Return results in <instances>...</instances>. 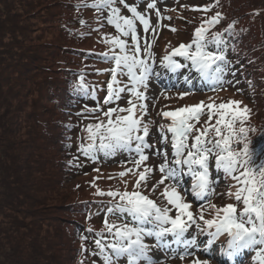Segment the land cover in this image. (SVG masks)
<instances>
[{
	"label": "trees",
	"instance_id": "1",
	"mask_svg": "<svg viewBox=\"0 0 264 264\" xmlns=\"http://www.w3.org/2000/svg\"><path fill=\"white\" fill-rule=\"evenodd\" d=\"M92 2L0 0V264H103L93 253L97 234L104 231L107 236L105 217L116 224L132 222L126 213L107 214L118 198L98 194L134 189L137 176L119 175L130 168L128 161L117 160L118 152H98L92 159L80 150V144L87 143L85 126L96 123L97 117L106 119L103 111L117 106V101L103 103L113 64L102 55L110 50L104 40L117 32L108 24L105 10L93 9ZM190 4L197 10L186 15L187 11H171L181 18L179 41L191 42L196 28L219 12L222 19L208 36L223 32V80L233 83L183 99L182 91H171L161 100L175 107L169 110L201 101H240L241 108L250 109L245 124L254 129L248 133L250 147L264 151V0ZM207 5L213 7L203 11ZM229 25L231 31L225 32ZM181 27L189 28L182 36ZM176 44L171 39L165 48ZM193 71L196 80L204 79ZM81 77L86 90L77 87ZM93 108L102 111H88ZM205 120L207 115L196 127ZM210 161L215 164L214 156ZM224 177L234 192L235 181L225 173Z\"/></svg>",
	"mask_w": 264,
	"mask_h": 264
},
{
	"label": "snow or ice",
	"instance_id": "2",
	"mask_svg": "<svg viewBox=\"0 0 264 264\" xmlns=\"http://www.w3.org/2000/svg\"><path fill=\"white\" fill-rule=\"evenodd\" d=\"M118 4L127 9L130 15L122 14ZM90 6L100 12L108 10L109 15L105 18L117 32L104 40L110 45V50L102 55L113 67L108 69L111 79L107 83V96L103 103L119 101L124 93L130 94L132 98L127 101L128 107H109L103 111L106 119L97 117L96 123L86 125L84 131L87 133V143H81L80 150L84 156L92 159H96L98 152L110 156L119 151L134 152L138 157L131 160L134 168H127L119 174L124 177L131 173L138 177L132 191L110 190L105 193L98 190L99 195L118 198L117 203L106 209L107 214L126 213L131 216L132 222L116 224L109 222L106 216L103 224L107 236L104 231L97 234V252L93 255L101 256L103 264H117L121 258L126 259V264H159L149 255L150 251L153 248H171L174 243L183 246L184 252L179 258L184 260L186 256L194 255L188 249L199 246L196 236L189 233V228L195 224L200 232L209 237L203 242V251H208L221 236H226L225 244L221 246L225 257L231 259L243 250H251L255 252L256 264H264V151L250 147L248 133L254 129L245 126L250 109L246 106L241 108L240 101L230 100L218 104L201 101L175 110H161L158 115L170 123L159 125L160 139L167 144V134H172V159L169 160L167 150L156 149L154 154L161 158V162L155 168L145 165L149 159L146 149L154 147L148 139L153 121L144 120L148 114L147 82L153 75L156 61L152 47L164 17L156 7V0H148L144 11L139 10L138 3L129 4L127 0H93ZM211 7L213 5H207L202 10L209 11ZM149 9L156 12L157 26L151 24ZM220 19L222 16L217 12L196 28L191 42L181 43L162 57V66L173 72L183 68L190 72L195 70L204 79L222 85L227 63L224 51L227 41L223 32L212 33L210 38L208 36L209 29L218 24ZM138 23L145 34L151 30V42L147 35H140ZM232 27L229 25L224 31L230 32ZM171 30L176 31L174 28ZM176 57L183 58L186 63L179 62ZM121 77H127V82ZM185 79H188L187 76ZM77 87L80 90L87 89L83 77ZM187 95V92L180 93L179 98L183 99ZM88 111L95 113L102 109ZM204 115H207V120L201 128H197ZM214 117L213 124L211 121ZM190 139L192 143H189ZM213 156L216 168L235 181L231 186L235 191H229L226 195L236 203L223 206L211 203L210 196L214 194V189L211 187L210 158ZM154 171H158L161 176L152 185L151 191L154 193L160 185H165L160 192L166 202L164 206L158 205L141 190L142 185L147 186ZM185 175L193 180V195L200 199L209 197L207 206L201 205L196 214L191 210L192 204L180 191ZM165 181L171 183L165 184ZM205 207L214 212L213 218L205 219ZM197 220L202 221L205 227L202 228ZM169 236L172 237L171 241L167 239ZM148 237L154 238L156 244L146 243ZM82 250L87 251L83 245ZM191 264H209V261L197 257Z\"/></svg>",
	"mask_w": 264,
	"mask_h": 264
},
{
	"label": "rangeland",
	"instance_id": "3",
	"mask_svg": "<svg viewBox=\"0 0 264 264\" xmlns=\"http://www.w3.org/2000/svg\"><path fill=\"white\" fill-rule=\"evenodd\" d=\"M179 1H181V0H156V7L160 10L161 16L164 17V19L162 21H160V25H159L158 31L156 33L155 43L153 44V47H152V51H153V53L155 55L157 54L156 55L157 57L160 56L159 47H160V44L163 43V39L159 35L160 33L161 34L168 33L167 36H169L170 39H175V41L178 39V34L177 33H179L180 28H179L178 24L175 21H174V27L173 28L176 29V31H172L171 30L170 34L174 33V34H177V35H175V36L169 35V32H166V31L169 30L168 23L173 22L172 19H168L166 14H167L169 8H171L173 6H178V2ZM127 2L129 4L138 3L139 4V10L140 11H144L145 8H146V3L148 2V0H127ZM196 3H199V2H196ZM118 7H121L122 14L130 15V13L127 11V9L123 8L122 5L118 4ZM193 7H195V6H193ZM193 7L191 6L190 3H186L185 9H187L186 10L187 12L185 13V15L189 14L192 9L197 10L196 7L195 8H193ZM178 9L180 10V8H178ZM107 13H109V12H107ZM148 13H149V16H150L151 24L153 26H157V16H156L155 10L149 9ZM172 15H174V14H172ZM137 26H138V32L140 33V35L141 36L147 35L148 41L151 42L152 38H153L151 30L149 31V33L145 34L143 32L142 25H140L138 23ZM188 30H189V28L181 27V32L183 31V33L180 34V36L184 35ZM180 39H182V38H180ZM142 43H143V41H142ZM181 43L186 44L185 42H183L181 40L178 41V45H180ZM155 61H156L155 64H157V66H154L153 75L149 78V80L147 82L150 87H149V90L147 91L146 94L149 97V101L150 102H152V103L157 102V103L154 104L150 109H148V114L144 117L145 122H147L149 120L154 122V119H156V117L159 116L158 115L159 109H165V111H169L170 107L172 106V105L171 106L168 105L169 101H166V99L161 100L162 103L158 104L161 96H163L162 93L164 94V90L166 89V87L170 86L169 85V81H170V79L172 77L169 76V75H165V70L160 67L156 57H155ZM95 79L101 80V78H98V76ZM108 82L109 81H107V83ZM106 96H107V93H106ZM131 98H132L131 95L128 94V93L121 94V99L119 101H117V105H119L121 107H128L127 101L129 99H131ZM200 99H203V97L200 98ZM195 100L197 101V99H194L191 102H193ZM138 115H139V113H138ZM157 121L159 122L158 119H157ZM148 139H149V143H151L154 147L151 148V149H146V154L149 156V160L151 161L152 167L155 168L161 162V158L154 154L155 150L156 149H160V150H164L165 149V150L168 151V153H170V148L168 146L164 145V143L161 142L160 132L156 128V126H154V127L152 126V129L150 130V135H149ZM126 152L127 151H124V153H126ZM124 153H123V155H124ZM132 156H133V158H136L134 155H132ZM130 165L134 167L133 164H130ZM153 175H154L153 179L154 178L160 179L161 174L158 171H154ZM211 176L213 178L214 174L211 173ZM103 177L105 179H107L105 174H104ZM152 181L150 183H148V185H147L149 189H151L152 185L155 184ZM169 183H171V181H165V184H169ZM164 186L165 185H160V187H159V189H157L156 193L157 194L160 193L163 190ZM211 187L214 189V195H218L217 192H216L218 186H216V185H214L212 183ZM189 190L192 191V184H189ZM184 192L187 193V188L184 190ZM160 198L162 199V197H160ZM185 198H186L187 201L190 200V197L188 195H186ZM195 199H197V197H195ZM204 199L208 200L209 197H205V198H203V200L201 199L202 202H206ZM213 203L217 204L215 201ZM209 210H210L209 208H206V212L209 211ZM192 211L195 214L198 213L200 211V206H195V208L192 209ZM206 212L204 213L205 219L213 218V216H214V212L213 211H210L207 214V216H206ZM197 223H199V222H197ZM199 224L201 226V223H199ZM147 227H150V226H147ZM203 227H205V226L203 225V222H202V228ZM189 233L191 235L196 236L197 241L199 242V246L197 248L188 249V251L194 253V255H189V256H186L185 258L187 259V257H188V259H190L191 261L193 259L197 258V257L199 259H201V257L206 256L208 254V252L210 251L209 249L206 252L203 251V249H204V243L203 242L206 241V235L204 233L200 232V230L196 227L195 224H193L192 227L189 228ZM186 236H187V234H186ZM188 238H190V237H188ZM167 239L169 241H171L172 237L169 236ZM152 240H153V245H155L156 244V240L154 238H152ZM219 248H220V244L219 243L212 245L210 249L213 250V253H212V255L209 256L212 261H215V262H217L219 264H228L229 261H232L233 262L232 264H244L243 261L248 258V257H246L247 253H245V259H243V261L238 262L234 258L229 259V258H227V257H225L223 255V251H220ZM183 252H184V248H183L182 245H176V244L173 243L171 248H168V247L153 248L152 249V257H153V259L155 261H158L159 263H162V262L169 263V262H171L173 260H176V259H177V261L181 260L179 258V256L181 254H183ZM252 252H253V259L252 260H254L255 252L254 251H252ZM172 264H180V263H172Z\"/></svg>",
	"mask_w": 264,
	"mask_h": 264
}]
</instances>
